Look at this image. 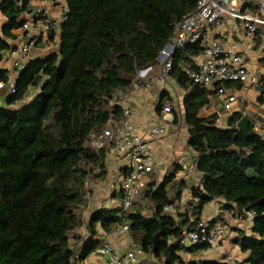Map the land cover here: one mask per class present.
<instances>
[{
  "label": "trees",
  "instance_id": "obj_1",
  "mask_svg": "<svg viewBox=\"0 0 264 264\" xmlns=\"http://www.w3.org/2000/svg\"><path fill=\"white\" fill-rule=\"evenodd\" d=\"M30 1L2 0L0 11L19 14ZM64 1L68 13L60 26L58 53L29 62L15 81L16 93L0 106V264H84L102 246L98 230L109 234L125 220L131 239L158 264H231L186 263L181 258V253L206 249L186 248L179 238L189 220L199 221L203 208L216 199H222V209L235 218L254 213L250 235L233 240L247 258L234 264H264V136L250 129L249 136L239 132L240 113L230 116L226 130L199 117L209 92L183 72L192 65L191 58L202 54L199 44L173 54L169 76L179 87H190L183 103L187 146L196 154L203 183L197 187L176 181L181 168L175 165L158 187L147 182L142 188L139 197L147 202L148 214L142 209L131 214L121 209L94 212L86 226L92 238L81 244L77 231L83 225L80 210L88 183L105 175L106 150H95L87 137L110 120L123 118L122 107L110 99L111 91L130 86L138 70L158 65L174 24L196 3ZM22 24L11 19L3 34L10 36ZM4 47L0 41V50ZM0 80H6L2 72ZM31 89L39 93L27 101ZM186 189L190 200L181 208ZM167 206L181 209L174 217Z\"/></svg>",
  "mask_w": 264,
  "mask_h": 264
},
{
  "label": "crops",
  "instance_id": "obj_2",
  "mask_svg": "<svg viewBox=\"0 0 264 264\" xmlns=\"http://www.w3.org/2000/svg\"><path fill=\"white\" fill-rule=\"evenodd\" d=\"M2 0H0V4ZM42 7L48 12L50 17L60 19L63 16V4H58L54 0H31L28 7L19 14L13 13L18 22H26L32 16L36 7ZM263 17V15H261ZM11 20V19H10ZM6 15L0 11V41L4 44V48L0 50V72H14L12 65L4 61L5 57L11 49L16 48L24 42V38L20 32V28L10 31V36L3 34V27L9 21ZM263 25L257 27L259 35L255 33L253 39L249 40L244 37V31L240 22L230 18H223L219 27L213 28L209 34L213 37H222L229 46H233L245 59L246 69L252 73H256L261 77L259 86L264 89V35L262 30ZM31 38L35 39V44L26 58L25 64L29 62L43 59L51 54H56L53 49L46 47V41L38 30H33ZM201 60L200 56L191 58L192 65L197 64ZM160 67L156 65L151 68L147 74L153 76L159 73ZM19 71V72H18ZM17 73H21L18 70ZM129 91L127 107L131 110L129 116L130 122L135 128V133L145 141H149V130L153 126L162 123V108L163 100L169 99L171 104V114L166 116V135L157 141L150 142L154 152L155 173L147 176V182H155L154 188L158 187L164 177L173 169L175 165L181 170L177 173L176 181H185L186 183L194 182L190 172V167L196 160V154L187 146L189 133L185 124L184 118V97L189 92L188 89H183L178 86L174 79L170 76L164 83H154L147 88L143 83ZM256 87H244L240 84L229 83L223 89L228 95H233L237 100L232 104V111L226 112L223 109V97L217 93L214 87L209 89V103L204 107L199 117L201 119L213 120L215 125L222 130L228 129V121L233 113H240L247 116L249 120V129L259 135L264 136V100L259 101L263 96L255 90ZM37 89H31L27 97V101L32 100L38 95ZM7 92L5 89L0 90V106L6 105ZM20 107L17 105L14 108ZM159 107V108H158ZM105 175L97 181L88 183V193L86 195L84 205L80 210V215L83 220L82 227L77 231V234L82 238L81 244H85L92 237L88 234L86 226L92 214L97 211L108 212L116 209H121V196L119 192V184L122 177L127 173L125 162L118 155L106 151L105 154ZM146 182V183H147ZM181 200L185 203L190 200L188 189L184 190ZM224 201L216 199L207 204L200 215V220L210 224H219L226 228L227 236L220 243L212 248L204 250L203 255L190 254L187 252L181 253V258L184 262L191 261H226L231 264L239 263L247 258V254L240 252V249L234 245L233 240L239 234L250 235L251 223L239 221L238 218L231 216L230 213L222 209ZM182 208V207H181ZM180 208V209H181ZM142 209V213L146 214L149 211V206L146 201L138 198L134 207L127 214L134 213ZM179 209V210H180ZM176 208H171L169 211L172 216H176L179 212ZM98 229V227H97ZM99 240L104 244L107 234L98 230ZM111 241L122 252L130 248L131 242H134L129 234H119L111 238ZM103 259L98 255H91L87 258L84 264H101ZM138 264H158L152 257L142 255L139 258Z\"/></svg>",
  "mask_w": 264,
  "mask_h": 264
},
{
  "label": "built area",
  "instance_id": "obj_3",
  "mask_svg": "<svg viewBox=\"0 0 264 264\" xmlns=\"http://www.w3.org/2000/svg\"><path fill=\"white\" fill-rule=\"evenodd\" d=\"M59 5L63 4V16L60 19L50 17L47 11L38 6L30 19L22 24L20 32L24 42L10 50L4 61L12 65L14 72H5L6 80H0V90L5 89L7 97L16 93L15 81L26 64V58L31 52L35 39L31 38L33 30H38L45 38L46 47L53 49L56 54L60 48V26L68 13L64 0H54ZM195 9L187 14L182 20L173 26L172 34L168 42L160 50L157 63L160 67L159 73L144 79L151 68L138 70L130 86L115 88L110 93V99L122 107L123 118L119 121L110 120L100 131L91 132L86 142L95 150H106L118 155L125 162L127 173L122 177L119 184L121 196V210L127 214L137 202L141 190L147 182V176L155 173L154 152L150 142L163 138L166 133V116L171 114L169 99L163 100L162 123L153 126L149 130V141H145L135 133V128L129 120L131 110L127 107L128 93L137 88L142 82L147 88L154 83H164L172 69L173 54L182 50L188 45L199 44L203 52L201 60L195 65L183 68L187 79L194 85L209 90L214 89L216 84L235 83L244 87H256L261 82V77L248 71L245 66L244 57L229 46L222 37H213L209 32L221 25L223 18L227 17L240 22L246 39H253L257 27L264 26V0H194ZM263 15V17H261ZM44 59V58H43ZM19 72V71H18ZM217 93L223 97V109L226 112L232 111V104L237 100L233 95H228L220 88ZM194 179V185L200 187L203 183L195 163L190 167ZM185 204L181 200L180 205ZM166 211L171 207L167 206ZM254 217L253 212H247L239 221L251 223ZM119 234H129V222L127 220L113 228L107 234L104 244L94 255L103 259L101 264H138L139 258L143 255L137 243L131 242L130 248L122 252L117 248L111 238ZM227 236L225 227L219 224H210L203 220L190 219L187 226L181 232L179 243L186 248L206 246L212 248L220 243ZM198 255H203L200 250Z\"/></svg>",
  "mask_w": 264,
  "mask_h": 264
},
{
  "label": "water",
  "instance_id": "obj_4",
  "mask_svg": "<svg viewBox=\"0 0 264 264\" xmlns=\"http://www.w3.org/2000/svg\"><path fill=\"white\" fill-rule=\"evenodd\" d=\"M16 16L12 13L9 12L6 14V18L8 20L15 18ZM255 90L260 92V94H264V89H261L260 87H256ZM236 128L239 132L243 133L246 136L251 135L250 130H249V120L247 116H243L237 123Z\"/></svg>",
  "mask_w": 264,
  "mask_h": 264
},
{
  "label": "rangeland",
  "instance_id": "obj_5",
  "mask_svg": "<svg viewBox=\"0 0 264 264\" xmlns=\"http://www.w3.org/2000/svg\"><path fill=\"white\" fill-rule=\"evenodd\" d=\"M248 3H251L252 1H250V0H246ZM146 214H148V212L146 213ZM100 257V256H99Z\"/></svg>",
  "mask_w": 264,
  "mask_h": 264
}]
</instances>
